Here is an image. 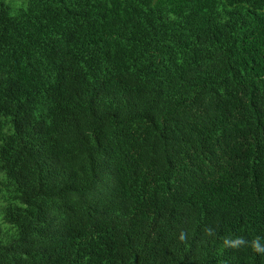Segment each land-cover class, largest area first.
I'll return each instance as SVG.
<instances>
[{"label": "trees", "instance_id": "16d2710c", "mask_svg": "<svg viewBox=\"0 0 264 264\" xmlns=\"http://www.w3.org/2000/svg\"><path fill=\"white\" fill-rule=\"evenodd\" d=\"M0 264H264V0H0Z\"/></svg>", "mask_w": 264, "mask_h": 264}, {"label": "clouds", "instance_id": "9594fccd", "mask_svg": "<svg viewBox=\"0 0 264 264\" xmlns=\"http://www.w3.org/2000/svg\"><path fill=\"white\" fill-rule=\"evenodd\" d=\"M256 247H257V249H258V250H260V247H259V245H256Z\"/></svg>", "mask_w": 264, "mask_h": 264}]
</instances>
